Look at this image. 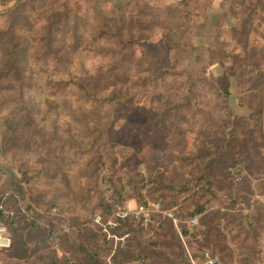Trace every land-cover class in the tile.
Segmentation results:
<instances>
[{
	"label": "rangeland",
	"instance_id": "obj_1",
	"mask_svg": "<svg viewBox=\"0 0 264 264\" xmlns=\"http://www.w3.org/2000/svg\"><path fill=\"white\" fill-rule=\"evenodd\" d=\"M222 1L0 0V264H264V0Z\"/></svg>",
	"mask_w": 264,
	"mask_h": 264
},
{
	"label": "built area",
	"instance_id": "obj_2",
	"mask_svg": "<svg viewBox=\"0 0 264 264\" xmlns=\"http://www.w3.org/2000/svg\"><path fill=\"white\" fill-rule=\"evenodd\" d=\"M228 172L234 177L235 181H240L243 177H245L247 175V171L246 168L244 167V165L242 164V162H240V160H237L235 163L231 164L228 167ZM198 186H201V184H199ZM104 189H108V184H104ZM107 193H110V190H107ZM158 203L155 205V207L157 208L156 210L160 213H162V219H169L172 220V222L176 225V212H175V207L173 208H169L166 210H159L158 209ZM149 208L143 204H140L139 206H137L136 210L134 211L135 217L138 216H143L145 218V220L149 219ZM127 211H118L116 212V216L113 217L112 219H108V220H104L100 214L96 213L94 214L93 217V222L98 224L101 227V230L106 234V238L107 240H109L110 242H114L115 245H120V246H124L125 242L129 236V232H124L120 235H117L116 233L113 232V230L119 225L120 223V219H124L127 215ZM162 220H157L156 224L159 225L161 223ZM198 221V218L196 216H194L193 218H191L189 220V223H191L192 225H196ZM62 227L65 228L66 225L62 224ZM5 226L3 225V223L0 222V248H6L10 245V237L7 235L6 230H5ZM178 230V234L180 236V238L182 240H184L183 236H182V231L179 230V228L177 227ZM53 236H55V234H53ZM187 251V255L189 257V259L194 263V264H217V258L210 256L208 252L204 253V257L202 259V261L200 262H196L195 259L192 257L191 252L186 248Z\"/></svg>",
	"mask_w": 264,
	"mask_h": 264
},
{
	"label": "trees",
	"instance_id": "obj_3",
	"mask_svg": "<svg viewBox=\"0 0 264 264\" xmlns=\"http://www.w3.org/2000/svg\"><path fill=\"white\" fill-rule=\"evenodd\" d=\"M11 17H12V16H11ZM11 22H12V21H11ZM10 26H11V25H10ZM3 32H4V34L7 35V37H8V38H7V43L9 44V43H10V36H9L7 30H3ZM11 49H12V51L14 52L13 48H11ZM223 89H224L225 91H227V86L225 85ZM260 111H261V114H259V117H261V120H260V124H259L258 128H259V130H260L262 136H264L263 132L261 131V129L264 128V108H262ZM237 160H239V158H238V159L236 158L235 160H233L232 162H230V163L227 165V167H226V172H227L228 177H229L233 182H235V183H238V182H241V181H244V180H245V177H243L240 181L236 182L235 179H234V177L228 172V167H229L231 164L235 163ZM240 161H241V160H240ZM244 167H245V165H244ZM168 220H169V219H168ZM33 223H34V221H33ZM47 230H48V229H47ZM183 232H186V231L183 230Z\"/></svg>",
	"mask_w": 264,
	"mask_h": 264
},
{
	"label": "crops",
	"instance_id": "obj_4",
	"mask_svg": "<svg viewBox=\"0 0 264 264\" xmlns=\"http://www.w3.org/2000/svg\"><path fill=\"white\" fill-rule=\"evenodd\" d=\"M204 7L205 11L210 12L213 15L223 13L228 9L225 1L223 2L222 0H209Z\"/></svg>",
	"mask_w": 264,
	"mask_h": 264
}]
</instances>
